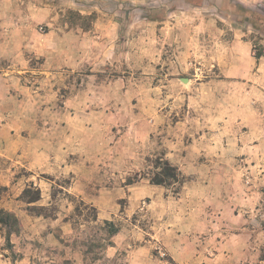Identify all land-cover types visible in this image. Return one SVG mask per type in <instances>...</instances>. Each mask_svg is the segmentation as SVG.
Segmentation results:
<instances>
[{"label": "rangeland", "instance_id": "1", "mask_svg": "<svg viewBox=\"0 0 264 264\" xmlns=\"http://www.w3.org/2000/svg\"><path fill=\"white\" fill-rule=\"evenodd\" d=\"M0 102V264H261L264 0H0Z\"/></svg>", "mask_w": 264, "mask_h": 264}, {"label": "trees", "instance_id": "2", "mask_svg": "<svg viewBox=\"0 0 264 264\" xmlns=\"http://www.w3.org/2000/svg\"><path fill=\"white\" fill-rule=\"evenodd\" d=\"M263 56V51L255 53V57L259 58ZM156 170L149 177V181L152 184L175 186L180 183V173L176 166L170 164L167 160H159L158 164L154 166ZM6 187L0 186V193L5 190ZM22 199L27 203H33L40 199V190L32 185L26 187L22 194ZM33 209V207H31ZM39 215L40 213L37 212ZM109 232L113 235L118 229L113 224H109ZM0 226L6 228L5 240L9 242V235L11 233H17L19 231V220L16 214L10 210H6L0 207ZM259 262L264 264V244L260 248Z\"/></svg>", "mask_w": 264, "mask_h": 264}, {"label": "crops", "instance_id": "3", "mask_svg": "<svg viewBox=\"0 0 264 264\" xmlns=\"http://www.w3.org/2000/svg\"><path fill=\"white\" fill-rule=\"evenodd\" d=\"M2 105H3V102H0V106H2ZM2 156H4V157H2ZM5 158H9V156L0 147V186H3V187H11L10 186L11 185L10 184L11 182L6 180V177H7V173L6 172L12 171L13 170V167H12V163H10ZM12 186H13V184H12ZM3 243H4V238H3L2 233H1V230H0V246H2ZM21 264H23V262Z\"/></svg>", "mask_w": 264, "mask_h": 264}, {"label": "water", "instance_id": "4", "mask_svg": "<svg viewBox=\"0 0 264 264\" xmlns=\"http://www.w3.org/2000/svg\"><path fill=\"white\" fill-rule=\"evenodd\" d=\"M184 81H186V80H184Z\"/></svg>", "mask_w": 264, "mask_h": 264}]
</instances>
